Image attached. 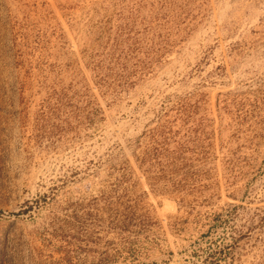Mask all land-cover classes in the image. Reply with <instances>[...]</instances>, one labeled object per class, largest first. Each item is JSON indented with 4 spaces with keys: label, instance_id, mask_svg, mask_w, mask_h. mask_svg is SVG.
<instances>
[{
    "label": "rangeland",
    "instance_id": "1",
    "mask_svg": "<svg viewBox=\"0 0 264 264\" xmlns=\"http://www.w3.org/2000/svg\"><path fill=\"white\" fill-rule=\"evenodd\" d=\"M0 264H264V0H0Z\"/></svg>",
    "mask_w": 264,
    "mask_h": 264
}]
</instances>
